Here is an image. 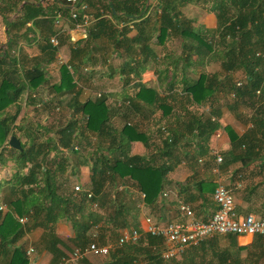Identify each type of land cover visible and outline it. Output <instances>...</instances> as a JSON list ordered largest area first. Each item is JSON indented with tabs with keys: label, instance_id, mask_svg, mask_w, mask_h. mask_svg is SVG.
Returning a JSON list of instances; mask_svg holds the SVG:
<instances>
[{
	"label": "trees",
	"instance_id": "trees-1",
	"mask_svg": "<svg viewBox=\"0 0 264 264\" xmlns=\"http://www.w3.org/2000/svg\"><path fill=\"white\" fill-rule=\"evenodd\" d=\"M21 1L6 0L5 7L0 10L7 36L2 50L0 48V169H5V174L0 177V205L6 207L5 210L0 209V264H27L25 241L20 239L37 228L42 231L44 248L51 254L50 264H56L64 256L57 246L59 239L54 231V223L58 219L69 222L73 232L68 239L71 245L84 246L90 242L88 231L95 225L99 228L96 244H108L106 240L109 236L133 224L132 211L137 212L138 208L134 199L126 198L125 187L118 193L115 189L105 190V183L129 179L143 193V203L153 206L163 188L165 169L160 163L149 162L154 160L127 152V145L120 139L124 136L125 144L131 140L145 142L142 132L126 122L115 131L109 123L113 109L105 103L110 94L100 92L93 97L82 96L80 100L82 92L74 88L72 74L65 65L58 66V80L49 84L53 103L49 105L48 100L37 96L40 87L48 80L45 66L55 59L56 48L48 42L50 35L58 34V28L52 26L55 15L59 13L60 17H66L68 24L72 20L67 17L64 0L53 1L47 11L40 3L36 5L26 1L17 10ZM84 1L87 7L90 6L95 20L87 27L83 43L79 45L80 41H70L67 34L57 36L59 46L62 38L73 44L67 60L71 65L75 62L73 71L79 63L88 65L92 62L90 53L93 45L97 48L102 46L117 56H124L126 52L130 57L116 73L121 84L118 92L120 103L116 104L118 108H122L124 102L126 107L133 105L134 101L137 104V100L146 102V96L159 99L161 96L155 88L134 80L145 65L147 56L143 52L147 50L154 65L172 68L173 73L164 89L170 91L175 83H179V90L185 93L188 103L197 107L207 103L208 111L195 113L187 109L189 118L184 123V133L195 139L203 150L213 131L221 127L216 104L223 99L218 93L226 95L234 91L235 97L231 98L234 105L229 109L234 111L240 101L246 109H250V113L243 110L235 116L240 122H250L252 126L241 134L227 125L223 127L228 133L229 149L223 153L222 164L232 161H238L244 167L252 164L249 173L254 174L256 169L261 173L264 163V0H155L159 13L153 31L140 29L132 36L128 35L130 27L127 23L140 24L148 9L146 0ZM190 1L215 15L214 28L192 25L195 19L187 18L182 12L183 6ZM13 13L12 19L4 20ZM86 15H89L88 10ZM118 22H121L120 26ZM154 32L166 36L167 40L177 37L178 54L165 55L166 58L157 61L153 47L147 42ZM27 34L38 38L39 57H28L20 44V39H29ZM95 39H103L102 45L94 42ZM204 59L217 63L220 72L189 74L191 66ZM233 71H240L242 78L232 79ZM85 72L87 76L83 78L90 80L91 74L88 75V70ZM160 73L158 82L169 76L167 72ZM106 74L112 76L114 73L110 70ZM236 80L241 82L239 86L235 85ZM69 93L73 95L65 103L70 108V114L66 122L56 125L51 133L37 120L33 119L30 124L23 122V118L29 116L22 112L23 106L38 104L41 109L53 108ZM168 111L163 109L162 114ZM16 131L24 136V141H19L20 149L7 144L8 137L16 136ZM167 133L163 146L172 152L177 148L178 134L175 133L178 132L168 130ZM88 135L95 138L89 149L84 148ZM77 144L84 148V153H80L82 149L78 150ZM112 147L117 148V154H110ZM81 163L88 166L89 183L87 187L80 186L74 191L76 183L73 179L77 178ZM202 190L199 186V196ZM187 196L193 198L191 194ZM18 217H25L26 220L21 223ZM145 237L144 247L140 248L147 260L145 264H182L181 260L164 261L152 250L151 245L159 244L161 236L146 234ZM137 242L112 250L111 257L118 254L112 264H136V254L140 251ZM215 253L222 258L224 252ZM188 256L192 258L191 253Z\"/></svg>",
	"mask_w": 264,
	"mask_h": 264
},
{
	"label": "crops",
	"instance_id": "crops-1",
	"mask_svg": "<svg viewBox=\"0 0 264 264\" xmlns=\"http://www.w3.org/2000/svg\"><path fill=\"white\" fill-rule=\"evenodd\" d=\"M25 1L36 5L40 3L47 11V9L50 8L49 6L52 5V2L57 0H22L17 6V10L20 9L22 3ZM5 2L6 0H0V10L5 7ZM83 2L85 1L83 0ZM145 6H148V9L143 17V20L140 21V24L135 26L127 23L130 27V30L128 31L129 36H132L140 29L148 32L153 31V28L156 26V19L158 17L155 19V16H158L159 10L155 5V0H146ZM91 12L92 10L90 6H88V14H90L88 15V24L85 28L86 31L87 27L95 20ZM13 17L14 13L4 20L9 21ZM65 18L66 17H58L56 22L54 18L52 26L54 28H58V34H56V36L62 35L63 33L67 34L70 41L71 39H73L72 41H80L79 45H81L85 39L86 32L84 34L80 31V28L75 29V27H73V23H70L72 24L70 26V24L67 23L68 20ZM112 21L114 22L113 19ZM3 22L4 21L0 16L1 27L5 26ZM195 23H197V25L202 24L206 28H214L216 18L212 12L203 10V12L199 14V19L193 21L192 25H195ZM28 24L29 23H27V25ZM117 25L120 26L121 22H118ZM39 30H41L40 27ZM4 31L5 27L3 29V32ZM39 32L43 33L41 31ZM156 32L149 37L147 42L153 47L157 61L159 59L166 58L165 55L170 57L173 54H178L179 39L175 37L174 39L167 40L166 36L161 34L157 35ZM27 36L30 41L28 38L26 41L20 39V44L27 53L28 57H39L41 53L38 50V38L32 34H27ZM6 40L7 36L4 33V37L0 39L1 50ZM28 41L30 43L25 44V42ZM101 41H103V39L94 40L96 43L100 42L98 45H102ZM60 43L61 45L65 43L68 46V52H66V55L62 54V46H60V53L62 52L61 55L64 59L68 60L71 54L70 46L73 44H70V42L67 41H62ZM90 55L92 56V62L88 65L79 63V66L74 68L76 71L74 70L72 73V78L75 82L74 88H79L82 92L80 100H82V96H88V94L90 97H93L96 93H109L110 95L106 97L105 103L113 109L110 112L109 117L110 125L115 128V131H118L124 122L133 124L137 127L136 129L138 131L142 132L141 134L143 137H145V142L141 140H131L125 144L123 140L125 137L123 136L120 139V142L122 141L125 146L127 145V152L131 155L144 156L147 160H154L149 162L154 164L160 163V166L165 169L163 188L160 191L158 201L153 206L145 205L143 203V198L140 197L141 192L137 190L134 182L129 179H115L113 182L111 181V183H105V190L115 189L118 193H120V190L125 187L126 198L129 197L130 199H134L136 201L135 205L138 210L137 212L135 211L136 213L132 211V214H134V225L131 224L125 228H129L130 226L135 227L140 234H142L140 236H146V217L158 223H164L169 220H186L187 218L181 215V213L177 210V203L180 202L187 204L197 219L204 220L216 209V205L211 196L216 183L223 184L231 193L236 217L250 213L256 217L264 219V163L261 166V173H258L256 169V172L251 174L249 173V170L253 167L252 164L244 167L238 161H232L230 163H226V165L222 164L223 160L217 163L211 152L213 149L216 150L222 158L223 153H226L229 149L228 133H226L223 129L224 126L227 125L231 127L235 132H237V134H241V132L247 130L245 126L250 122H240V119L235 116V113L243 110L250 113L249 108L246 109L240 101L237 102L238 109L234 111L229 109V106L234 105L232 102L225 103L224 99L222 102L220 101L217 103L216 105L220 111L218 122L221 124V133H219L218 137H215L212 133L206 145V149L203 150L200 148L199 144L195 143V139H190V137L184 133V123L189 118L187 109L198 113L199 110H203L202 106H206L207 103L203 102L198 105V107L188 103L189 101L185 96V93L179 90V83H175L173 85V89L170 91L164 89L171 74L173 73L171 66L164 69V66L154 65L148 51H144L143 55L147 56L145 65L143 69L139 71V75L135 77L134 80L146 87L155 88L161 98L153 100L151 99V96L148 98L146 96V102L144 100H137V104H135L134 101V104L130 105V107H126V102H124L125 104H121L122 108L119 109L116 104L120 103L118 102V92L120 91L121 84L117 79L116 73L120 71V66L128 60L130 55L125 52L124 56H117L116 54H112L111 51L109 52L108 49H103L102 46L97 48L96 45L92 46V52ZM132 55L134 54L132 53ZM54 61L55 60L45 66V72L48 80L47 83L39 89V91L46 92L47 97L44 99L40 98L41 100H48L47 103H49V105L53 103L50 100L52 95L49 90V84H53L58 80V68H51ZM209 64H211V62H207L205 59L202 60L201 63L193 64L190 68L191 70L189 74L196 76L200 73H209L205 70ZM73 65L75 66V62H73ZM83 67L88 68V75L91 74L89 80L91 82L89 86L86 83L87 81L83 78L87 76ZM110 70L114 73L112 76L106 74L109 73ZM89 71L91 73H89ZM160 71L164 73L167 72L169 76L167 79H162L158 82L157 76L159 77ZM95 72H97V75H95ZM238 72L241 74L240 71H235L234 75ZM234 75H231L232 79L234 78ZM114 76L116 79L114 78L115 80H113V83L108 85L110 78ZM160 78H163V76H160ZM105 80L107 81L105 82ZM69 94L63 96L64 99L60 102L61 105L58 104L53 108L51 106L48 108L53 111L52 109L62 107L66 113L65 122L68 118L67 116L70 114V108L65 102L69 101V98L73 95V93ZM220 94L222 93H218V96H220ZM222 95L226 96L225 94ZM223 98L224 97H222V99ZM116 107L118 109H116ZM163 109L169 111L163 115ZM168 130L171 132H178L175 133V135L178 134L177 148L172 152H168L163 146V141L167 138ZM256 137H259V134H256ZM90 138L93 140L95 139L93 135H88L89 141L86 145L84 144L87 149L92 147H89L92 141H90ZM81 146H83V143ZM111 149V155L117 154L116 147H112ZM166 165H168V167ZM73 181V183L79 184L82 187L88 186L89 170L86 163H81L79 165L77 178H74ZM79 181L80 183H78ZM199 186L203 188L200 196L198 194ZM188 194H191L193 198L189 199L187 196ZM98 229L99 228L96 225L89 229L88 233L90 235V241L95 243L98 241L96 240L99 235ZM122 229H118L114 234L119 235ZM54 231L56 237L59 239V244H57V246L62 250L63 255H67L71 248L74 247L68 240L73 234L69 222L64 219H58L54 223ZM20 241H25L24 246L26 249L29 246L33 248L32 257L34 264H50L51 254L44 248L41 229L37 228L29 233H25ZM145 241L146 240L138 244V250L140 251L136 254V264H145L147 262L146 259H139L143 255L141 253V249L144 247ZM123 244L117 245V243H101V245L109 246L107 255H88L87 257L77 261L66 260L63 264H112V261H114L118 256V254H115L114 257H111L112 250L114 251L115 248L121 247ZM217 251L224 252L222 254V258L215 253ZM189 253H191L192 258H189ZM226 253L228 254L226 255ZM232 254L234 255V258H232ZM60 259L56 264L60 263ZM173 259L181 260L182 264H264V237L246 234L215 233L204 238L199 244L187 248L180 256Z\"/></svg>",
	"mask_w": 264,
	"mask_h": 264
},
{
	"label": "built area",
	"instance_id": "built-area-1",
	"mask_svg": "<svg viewBox=\"0 0 264 264\" xmlns=\"http://www.w3.org/2000/svg\"><path fill=\"white\" fill-rule=\"evenodd\" d=\"M67 7L68 19L72 20L73 27L75 29L80 28L81 32L85 34L86 26L88 24V10L87 4L82 0H65ZM81 14V19L78 20V16ZM60 17L58 13L55 15V22ZM73 39H71L72 41ZM48 42L52 47L56 48L55 61L59 65H65L67 70L72 74L73 67L60 53V46L56 34L48 37ZM84 71H87V67H83ZM241 82L235 81V85L239 86ZM229 98H234V91H230L226 94ZM204 111H208V105L202 106ZM211 119H214L211 116ZM252 125L247 123L245 128L248 129ZM221 128H217L213 131L215 137L219 136ZM214 160L218 163L221 161V155L216 150H211ZM238 186V185H236ZM80 189L79 184L73 186V190ZM87 193V197H89ZM212 200L216 205V209L204 220L197 219L190 207L185 203H177V210L181 215L187 219L182 221L169 220L164 223H158L152 221L146 217L145 233L151 236H161L162 240L159 244H152L151 248L156 251L157 256L162 260H169L180 256L187 248L193 247L199 244L204 238L211 236L215 233L225 234H246V235H258L264 237V219L256 217L253 214H245L240 217L235 216L233 199L229 190L221 183H216L212 193ZM140 197L143 198V193H140ZM94 206V205H93ZM0 209L4 210L5 206L0 205ZM25 217H18L19 222H24ZM140 238V232L133 227L125 228L120 231L117 238V245L123 243H136ZM109 251L108 245H97L95 242L90 241L84 246H74L71 248L67 255H64L60 259L59 264H63L66 260L77 261L85 258L88 255H107ZM28 256L27 264H34L32 253L33 248L28 247L25 251Z\"/></svg>",
	"mask_w": 264,
	"mask_h": 264
},
{
	"label": "rangeland",
	"instance_id": "rangeland-1",
	"mask_svg": "<svg viewBox=\"0 0 264 264\" xmlns=\"http://www.w3.org/2000/svg\"><path fill=\"white\" fill-rule=\"evenodd\" d=\"M182 12H183V14L185 16H187V18H192V19H195L196 20V19H199V14L201 12H203V8L200 5H197V3L190 1V3L186 4L185 6H183ZM156 18H157V15L155 16V19ZM195 24H197V23H195ZM4 27L5 26H2V27L0 26V39L4 37V32H3ZM62 35H65V34L63 33ZM62 41L65 42V40L63 38H62ZM60 46H62L61 47V50L63 52V53L62 52L61 53L66 55V52H68V46L65 43L63 45H60ZM58 66H59V64H57V62L54 61V63L51 65V68H54V69L56 68L57 69ZM205 70H206V72H209V73L220 72V67H219V65L217 63L211 62V64H209L205 68ZM99 71H100V69H99ZM234 72L235 71H233L232 75H234ZM96 73L97 72H95V75H97ZM114 78H115V76L112 77V78H110L111 81L109 80L108 85H110V83H113V80L116 79V78L115 79ZM235 78L236 79H240V78H242V76L238 72L237 74L234 75V78L233 79H235ZM86 81H87L86 82L87 85L89 86L91 81H89V78H86ZM106 81L107 80H105V82ZM37 96L39 98L41 97L42 99H44V98L47 97L46 92H44V91H38ZM222 97H224L223 100L225 99V101H224L225 103L232 102L231 98H229L227 95L224 96V95L220 94L219 98H222ZM36 99H37V97H36ZM236 105H238V104L236 103ZM237 109H238L237 106H235V110H237ZM52 110L53 111H51L48 108L47 109H41V106L38 105V104L37 105H34V106L33 105H29V106H26L25 108L23 106L22 107V112L25 111L24 114L27 113L29 115V116H26V118H23V120H24L23 122H26V124H30V122H32L33 119L34 120H37V121L41 122L46 127V129L49 131L48 133H51L52 132V129H54L56 127V125H62L63 123H65V115H66V113L64 112V110L62 109V107H58V108H55V109H52ZM61 110H63V111H61ZM33 113H35L36 115H33ZM20 116L21 115H19V119H20ZM17 121H18V118H17ZM15 133L18 136V140L19 141H24V136H23V134L21 132L16 131ZM90 141H91V144L89 145V147L92 146L94 144V142H95L91 138H90ZM83 142H84V140H83ZM84 147L86 148V146H84ZM78 148H79L78 150H81L82 149V151H80V153L81 152L84 153V150H83L84 148H81L79 146H78ZM2 174H5V169L3 167L0 169V177H1ZM70 183L72 184L71 181H70ZM78 183H80V181ZM130 227H132V226H130ZM133 228H135V227H133ZM140 235H142V234H140ZM117 237H118L117 234H113V235H111V236L108 237V239L106 240V242L107 243L114 244V243H116ZM145 239H146L145 235L140 236V238H139V240H138L137 243L140 244ZM139 259L140 260L141 259L144 260V259H146V257L142 255V257H140Z\"/></svg>",
	"mask_w": 264,
	"mask_h": 264
},
{
	"label": "water",
	"instance_id": "water-1",
	"mask_svg": "<svg viewBox=\"0 0 264 264\" xmlns=\"http://www.w3.org/2000/svg\"><path fill=\"white\" fill-rule=\"evenodd\" d=\"M7 144L14 149H20L19 140L15 135H10L8 137Z\"/></svg>",
	"mask_w": 264,
	"mask_h": 264
}]
</instances>
